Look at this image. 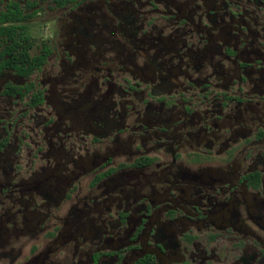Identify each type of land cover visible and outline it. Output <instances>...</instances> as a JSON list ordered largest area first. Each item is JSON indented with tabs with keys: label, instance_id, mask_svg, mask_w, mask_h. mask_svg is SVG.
Masks as SVG:
<instances>
[{
	"label": "flooded vegetation",
	"instance_id": "af4514ba",
	"mask_svg": "<svg viewBox=\"0 0 264 264\" xmlns=\"http://www.w3.org/2000/svg\"><path fill=\"white\" fill-rule=\"evenodd\" d=\"M0 264H264V0H0Z\"/></svg>",
	"mask_w": 264,
	"mask_h": 264
}]
</instances>
